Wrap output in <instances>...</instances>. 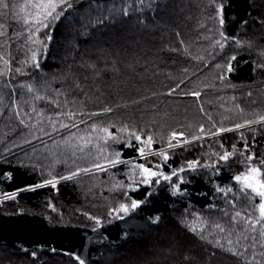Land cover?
<instances>
[{"label": "trees", "instance_id": "trees-1", "mask_svg": "<svg viewBox=\"0 0 264 264\" xmlns=\"http://www.w3.org/2000/svg\"><path fill=\"white\" fill-rule=\"evenodd\" d=\"M149 136L172 148L139 158ZM256 166L264 0H0V196L15 198L1 250L26 264H264V218L238 182Z\"/></svg>", "mask_w": 264, "mask_h": 264}, {"label": "rangeland", "instance_id": "rangeland-1", "mask_svg": "<svg viewBox=\"0 0 264 264\" xmlns=\"http://www.w3.org/2000/svg\"><path fill=\"white\" fill-rule=\"evenodd\" d=\"M51 1L53 3H57L59 0H57V1L51 0ZM174 11L177 12V13H175L177 15L176 18H178L177 19V23H180L179 21H182L185 18L184 16L187 13H191V11H188V10L182 12L181 8H180V10L176 9ZM185 19L189 20L188 18H185ZM147 28L149 29V27H147ZM134 29H139V28H134ZM141 30H139L137 32L139 35H142V31ZM140 37H142V36H140ZM154 46L157 47V44H155V41L152 42V47H154ZM120 64H121V62H120ZM176 109H178V111H179L178 107ZM186 110H188L187 106H185V112H186ZM180 112L182 113L183 111L180 110ZM175 115L180 116V115H178L177 111H176ZM184 120H183L184 122L189 123L191 126L193 125V123L191 122V120L194 121L193 118H191L190 121H187L186 119H184ZM193 134H195V133H193ZM173 136L175 138H173ZM149 139H150V136L148 137V139H141L143 148H141V150H140L139 158H145V157H148V156H151V155L160 154V153L172 148V147H168V148H166L164 150L154 151V150L151 149L152 146H151V142L149 141ZM170 139L172 141L176 140L178 142H180L181 140L182 141L184 140L183 134L178 133V132L174 133L173 131L170 132ZM199 140L200 139H197V140H194V141H199ZM194 141H192V142H194ZM178 142H176V143H178ZM192 142H187V143H184V144H188V143H192ZM176 143H174V144H176ZM184 144H182V145H184ZM144 148H146V150L147 149H150V150L145 151ZM55 153H56L55 151H51L50 150L49 151V155H50L49 157L52 160L59 161L61 156L60 155H55ZM162 157H163L164 160L166 159L164 154L162 155ZM119 163H121V162H114V163L108 164V165H106V166H104L102 168L98 167V169H96V170L85 171L83 173H77V172L76 173H72V174H70V177H67V178H60V179L54 178V179L50 180V182H47L45 185H50L51 187H53L55 189L56 185L59 182H61V181L70 180L72 178H75V177H77L79 175H83V174L95 173V172H100V171H106L107 168L113 167V166H115V165H117ZM139 172H140L139 176L141 174H143L145 177H148L150 179L151 178H155L157 176V174H158L156 171H153V170H150V169L147 170V169H143V168H141V170ZM174 178L171 176V177H168L167 179H168L169 182H172V183L175 182V181L176 182L180 181V179H178V178L174 179ZM138 182H139L138 180L133 179L128 186L137 187V183ZM238 182H239V185H240V187L242 189L248 190L251 193V195L253 196V198H256L258 200V208L260 210V215L264 218V166L252 167V169L250 170V172L246 176L238 179ZM177 187L178 186L176 184L174 189L176 190ZM13 199H15L14 195H3V196H0V206L3 205V203L6 204V203H8L10 201L12 202ZM98 225H99V222L96 223V226H98ZM21 258H23V256H21L20 254L16 255V253H14L12 251H5V250H1L0 249V264H26V263H24V262H27L25 259H23V263L19 261Z\"/></svg>", "mask_w": 264, "mask_h": 264}]
</instances>
